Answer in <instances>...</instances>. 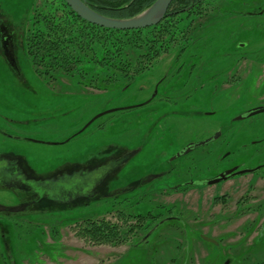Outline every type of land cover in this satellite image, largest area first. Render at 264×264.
Masks as SVG:
<instances>
[{"label": "rangeland", "instance_id": "1", "mask_svg": "<svg viewBox=\"0 0 264 264\" xmlns=\"http://www.w3.org/2000/svg\"><path fill=\"white\" fill-rule=\"evenodd\" d=\"M41 1L0 0V26H8L16 40L15 66L0 52V152L25 157L37 174L44 175L69 164L119 154L123 149L137 150L108 181L110 192L132 186L149 174L169 172L116 199L106 197L87 205L51 204L41 199L34 206L55 209L13 214L15 220L30 223L11 225L7 232L11 262L264 264V167L217 184H204L229 168H254L264 163V111L235 120L264 106V13L251 14L264 0H235L233 8L239 13L214 24L222 40L214 44L217 38L211 39L205 60L193 61L196 67L203 63L209 69L198 80L207 87L206 93L197 83L191 85L196 90L191 89L189 96L177 97L170 91L176 83L172 76L159 86L156 99L142 104L138 102L152 92L150 83L168 76L176 66L171 62L172 53L161 55L127 88L125 82L115 86L89 76L80 79L100 83L101 88L77 83L76 78L46 82L33 71L22 48L29 19ZM237 44L243 45L244 58L234 66V60L223 58H234L226 51L236 53ZM220 74L227 80L221 86L222 95L211 80ZM218 129L221 133L215 140L174 158L188 142L202 141ZM204 150L210 155L199 159ZM2 166L0 162V170ZM190 181L194 184L189 183L186 190L166 191ZM14 194L0 180V204H15ZM142 194L150 199L149 205H134L132 210L149 209L155 214L163 212L157 205H174V212L162 215L171 220L116 245L92 244L77 235L74 222L78 219L92 213L96 219L115 221V210L124 205L118 201L125 197L130 206ZM51 218L62 223L58 238L49 230Z\"/></svg>", "mask_w": 264, "mask_h": 264}, {"label": "trees", "instance_id": "2", "mask_svg": "<svg viewBox=\"0 0 264 264\" xmlns=\"http://www.w3.org/2000/svg\"><path fill=\"white\" fill-rule=\"evenodd\" d=\"M85 1L91 9L102 15L129 18L146 9L155 0ZM235 4V0H172L165 17L155 25L137 29H113L80 18L65 0H42L34 8L29 19L22 48L33 71L46 82L76 78L77 83L94 85V89L101 88L102 84L96 83L97 81L114 82L115 86L119 85L115 84L117 82H125L123 85L127 87L137 75L149 69L163 54L172 53L173 63L205 60L211 39L214 42L217 38V43L214 44L222 40L219 29L214 24L233 18L239 13L233 8ZM254 8L253 12H257L256 15L259 11L264 13V4L256 5ZM242 46V44L236 45L237 54L226 51V54H234V58L225 57L224 61L244 58ZM188 63L180 68L187 71L185 77L189 80L194 76L200 78L209 70L205 65L196 67ZM195 71L200 73L195 75ZM176 72V67L171 68L169 75L165 77L177 76ZM85 76L97 80L95 83L82 81L80 78ZM189 80L186 83L189 84ZM21 161L28 168L25 160ZM100 161L102 160H91L85 168ZM106 185L104 181L92 198H80L73 203L87 205L105 198L103 194L108 192ZM188 187L189 183L184 182L166 191L186 190ZM118 196L115 195L113 198L116 199ZM21 198L24 202L32 199V197L27 198L26 195ZM126 200L122 197V200L118 201L124 205L115 210V221L96 219L92 213L75 221L78 228L77 235L92 244L116 245L139 231L146 234L152 231L156 224L171 220L170 217L162 215L164 213L170 215L175 209L174 205H157L163 212L155 214L149 209L132 210L131 206L134 205L138 206L141 203L144 206L149 205L147 202L150 199H147L145 194L137 197L130 206L125 203ZM63 207L66 206H60ZM257 207H260V204ZM54 209L53 207L37 208L35 205L28 207L27 212L50 213ZM177 228L179 227H175ZM49 230L53 238L59 237L57 224L50 225ZM258 263L260 262L256 264Z\"/></svg>", "mask_w": 264, "mask_h": 264}, {"label": "water", "instance_id": "3", "mask_svg": "<svg viewBox=\"0 0 264 264\" xmlns=\"http://www.w3.org/2000/svg\"><path fill=\"white\" fill-rule=\"evenodd\" d=\"M172 0H155L150 6L141 11L140 13L129 18H114L102 15L93 9H91L85 0H65L67 5L82 19L89 23L113 29H137L144 28L159 23L166 15L167 9ZM6 57L11 63V55L6 52ZM264 111V106L257 107L248 111L245 115L238 116L235 120L242 119L243 117L252 116ZM102 113L97 114L94 119L100 116ZM221 131L220 129L211 137L192 143L191 146L182 149L175 156H180L191 148L202 146L212 140H215ZM124 150V149H123ZM136 153V150L128 151L117 158H111L109 160H102L95 163L91 167L89 165L91 160H88L82 164H69L65 167H59L52 174H38L37 177H27L20 168L23 165L29 172L36 173L25 160L26 166L22 164L21 160H7L2 158L0 160L2 169L0 170V180L6 184V187L15 192L17 197L22 200V195H26L27 198L32 197L31 200L26 201V205L29 207L34 206L35 203L41 199H47L51 201V204H69L77 201L80 198H92L98 187L106 181V187L108 192L103 194V197H114L120 195L130 189L137 187L139 184H147L153 179L160 177L164 173L149 174L140 180V183L133 184L124 188L117 189L110 192L108 188V181L116 176V173L120 168ZM95 160V159H94ZM97 162V161H96ZM63 168L70 169L69 171H62ZM259 167L254 168H242L236 167L229 168L215 177L207 180L204 184L212 185L232 178L236 175H243L248 173H254ZM13 173V174H12ZM37 174V173H36ZM203 185V184H202ZM22 193H21V192ZM32 195V196H30ZM8 209L11 212L20 211L23 209V205L6 206L0 204V211ZM15 215V214H14ZM206 241H213L211 238L202 236Z\"/></svg>", "mask_w": 264, "mask_h": 264}, {"label": "flooded vegetation", "instance_id": "4", "mask_svg": "<svg viewBox=\"0 0 264 264\" xmlns=\"http://www.w3.org/2000/svg\"><path fill=\"white\" fill-rule=\"evenodd\" d=\"M256 13L257 12H252L251 14H256ZM261 13L262 12H260V11L258 12V14H261ZM15 42H16V40H15V38H14V36H13L10 28L8 26H5V27L4 26H0V52L2 54H5V55H6V52H8L11 55V59H12L11 64H13L14 66L16 65L15 58H14V52L16 50V44H15ZM240 61L239 60L234 61L233 62V65L235 63L234 66H238ZM186 64L187 63L186 62H183V61L175 62V65H176L175 67H176V70H177V72H176L177 76L173 80H175L176 83H175V86L174 87H171V89H170V91L173 94H176L177 97H180L181 96L182 98H186L187 96H189L190 93H191V89L196 90V88L195 87H191V85L197 84L198 83V80L199 79H202V78H199V77H196V76L192 77L190 80L187 79L185 77V75H186L185 74V71H182L181 68H180L182 65H186ZM188 64L189 65H193L194 62H189ZM194 65H196V64H194ZM198 66L202 67V66H204V64L203 63H200V64H198ZM222 72H221V74H222ZM199 73H200V71L195 72L194 74L195 75L196 74L198 75ZM181 74H183V75L181 76ZM221 74H220V76L217 75V77L211 79V80L215 81L218 84V87L216 88V91H218L217 94L220 93L221 91L223 92L222 89H224V88L221 87V86H223V84L225 82H227V80H225V78H223V76ZM170 79H172V78L164 77L163 76V77H159L158 79H156L153 83L151 82L150 84H152V87H153L152 88V92L150 93V95L146 99H144V100H142V101H140L138 103L139 104H142V103H150L153 99H156L159 86L162 85L165 81L166 82H169ZM187 80H189V84L186 83ZM222 80H224V81H222ZM198 84H200L199 88H201V90H204L205 89L204 90L205 93H206V91H208L207 87H205L203 83H198ZM147 85H149V84H147ZM127 87H125V88H127ZM203 87H204V89H203ZM121 88H123V87H121ZM219 90H220V92H219ZM222 92H221V95H222ZM159 99H161V98H159ZM211 113L212 112H209V114H211ZM211 136H212V134L210 136H207L206 138H203L202 140H205V139H207V138H209ZM254 142H256V141L254 140ZM208 143H206V144H208ZM191 144L192 143H189L188 142L183 147V149L191 146ZM206 144H204V145H206ZM192 149L193 148H191L190 150H192ZM128 151L129 150H125L124 149V150H121V152H119V154L109 155V156L103 157L100 160H109L111 158H117L118 156H121L122 154H124V153H126ZM136 152H137V150H136ZM202 153L203 154H200L199 159H203V158L209 156L211 152L210 151L207 152V150H204V151H202ZM2 158L7 159V160H26L25 157L15 156L14 154L9 153V152H7V153L0 152V160ZM256 167L263 168L264 167V163H258V164H256ZM20 168L23 171L22 173L24 175H26L27 177H37V175H38V174H36L34 172H29L27 169H25L23 167V165L21 166V164H20ZM69 170L70 169H68V168H63L62 169V171H69ZM166 172H169V169L161 170V171H159L157 173H166ZM53 173L54 172H52V174ZM138 183H140V180L136 184H138ZM188 183L191 184L193 182L190 181ZM14 195L17 198L16 203L15 204H11V205H6V206H9L10 207V206H15V205H23V209L20 210V211H15V212H11L8 209H4V210H1L0 211V264H16V263L11 262V259H10V257H11L10 251H12L11 250L12 247H11V242H10L9 237L6 236L8 234L7 232L9 231V228L11 227V225H13V227H16L15 224L16 225H20L19 223H30V222H27V221L25 222L24 220H20V219L15 220L13 218V214H15V215L16 214H20V213L22 214L30 206V205H26V202H24L23 200H20L17 197L16 194H14ZM6 220L8 222H6ZM10 221L12 223H10ZM48 221H49V224L50 225H52V224H57V226L59 225L58 226L59 228L62 225L60 219H58V218H56L54 220L51 218ZM51 221H54V222L52 223ZM22 264H24L23 261H22Z\"/></svg>", "mask_w": 264, "mask_h": 264}]
</instances>
